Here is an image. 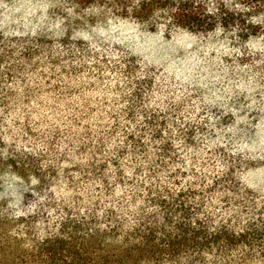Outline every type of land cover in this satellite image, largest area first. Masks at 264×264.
<instances>
[{"label":"trees","instance_id":"1","mask_svg":"<svg viewBox=\"0 0 264 264\" xmlns=\"http://www.w3.org/2000/svg\"><path fill=\"white\" fill-rule=\"evenodd\" d=\"M0 264H264V0H0Z\"/></svg>","mask_w":264,"mask_h":264},{"label":"rangeland","instance_id":"2","mask_svg":"<svg viewBox=\"0 0 264 264\" xmlns=\"http://www.w3.org/2000/svg\"><path fill=\"white\" fill-rule=\"evenodd\" d=\"M118 27L127 44L154 66L170 68L178 65L197 47L195 38L188 34L164 38L161 32H149L128 20L118 22Z\"/></svg>","mask_w":264,"mask_h":264},{"label":"clouds","instance_id":"3","mask_svg":"<svg viewBox=\"0 0 264 264\" xmlns=\"http://www.w3.org/2000/svg\"><path fill=\"white\" fill-rule=\"evenodd\" d=\"M32 183H33V184H36V183H38V181H37L36 179H33V180H32Z\"/></svg>","mask_w":264,"mask_h":264}]
</instances>
